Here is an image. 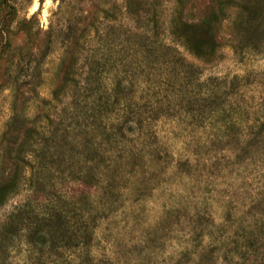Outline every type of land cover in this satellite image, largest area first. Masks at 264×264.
<instances>
[{
    "label": "rangeland",
    "instance_id": "rangeland-1",
    "mask_svg": "<svg viewBox=\"0 0 264 264\" xmlns=\"http://www.w3.org/2000/svg\"><path fill=\"white\" fill-rule=\"evenodd\" d=\"M14 5L0 39V185L20 186L0 224L42 195L94 236L52 252L0 241V264H264V0ZM203 39L214 45L197 58ZM160 44L197 71L158 75L157 55L170 53ZM89 72L134 91L145 83L156 140H124L110 130L117 116L83 106ZM38 173L41 193L30 188Z\"/></svg>",
    "mask_w": 264,
    "mask_h": 264
},
{
    "label": "trees",
    "instance_id": "trees-1",
    "mask_svg": "<svg viewBox=\"0 0 264 264\" xmlns=\"http://www.w3.org/2000/svg\"><path fill=\"white\" fill-rule=\"evenodd\" d=\"M14 3L15 0H0V14L2 10L6 11L7 18L5 19L2 16L5 19L3 22L0 19L1 40H5L7 37L5 29L9 30L14 22L16 23L17 21V10ZM6 23H8V26ZM208 41L214 45L211 39H203L201 43H197L196 47L193 48L195 50L193 54L197 58H204L206 56L203 46L209 44ZM179 42L181 43L182 41ZM182 44L184 45L183 42ZM26 47L28 48V46ZM159 47L166 49L170 53L166 52L162 56L157 55L158 60L161 57L164 59V62L161 64L157 62L159 63L156 71L158 75L169 64H174L176 67L189 71L195 70L185 61L178 50H171L164 44H160ZM103 74L102 72L99 75L98 72L96 74L92 72L88 73L85 81L82 83V87H86L84 93L88 96L83 106L85 107L89 100L92 115L100 121L103 120L104 116V119L117 116L118 119L111 124L110 130L116 129L124 140H126L128 135L137 136L139 140L141 138L156 140L157 133L154 131V122L158 120L153 117L156 114V109L153 106L149 107L147 104H141L144 103L143 92L146 90L144 88L146 86L145 83H141L137 91H134L133 88L128 87V82L125 79L106 82V80L102 79ZM196 83L199 84L202 91L207 88V83L202 82L200 74L199 77H196ZM201 94L206 101H210L211 95L209 89H205L204 93ZM84 107L83 110H85ZM132 107H135L138 111L141 109L146 110L147 113H144V115L140 113L135 114ZM112 140L114 142L116 139L113 137ZM46 154L44 152V156ZM32 177L33 180L30 188H39L40 193L46 191V186L41 182V173ZM19 186L20 183L18 181L0 185V208L6 204L11 194L16 193ZM42 198H44L42 195H36L32 201L21 204L7 217L5 222L0 224V241L2 243L3 241L14 242L17 239L23 238L22 246L31 250L32 253L36 248L44 249V252H52L54 249H60L61 251L81 249L84 238L92 240L94 236L93 230L83 229L82 231L81 228L74 229L68 216L64 214L62 209L57 207L54 201L44 199L41 202ZM41 264L48 263L47 261H42ZM57 264L60 263L57 262Z\"/></svg>",
    "mask_w": 264,
    "mask_h": 264
}]
</instances>
